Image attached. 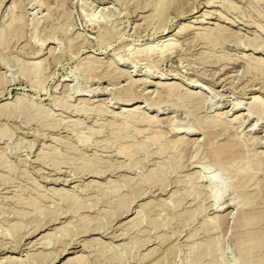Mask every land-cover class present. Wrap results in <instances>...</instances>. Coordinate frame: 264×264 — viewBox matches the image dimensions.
Instances as JSON below:
<instances>
[{
	"label": "rangeland",
	"instance_id": "374dc122",
	"mask_svg": "<svg viewBox=\"0 0 264 264\" xmlns=\"http://www.w3.org/2000/svg\"><path fill=\"white\" fill-rule=\"evenodd\" d=\"M2 104L0 264H264V0H0Z\"/></svg>",
	"mask_w": 264,
	"mask_h": 264
},
{
	"label": "bare ground",
	"instance_id": "6f19581e",
	"mask_svg": "<svg viewBox=\"0 0 264 264\" xmlns=\"http://www.w3.org/2000/svg\"><path fill=\"white\" fill-rule=\"evenodd\" d=\"M158 3V2H157ZM161 3V2H160ZM156 5V4H155ZM157 12V11H156ZM160 23H162V22H160ZM165 31V30H164ZM212 32H213V30H211ZM211 31H209V32H211ZM208 32V33H209ZM207 33V38H209V34ZM214 33V32H213ZM211 33H210V37H211ZM213 36V35H212ZM206 37V36H205ZM205 39V38H204ZM211 39V38H210ZM165 40H171V39H169V37L167 38V39H165ZM251 45L253 46V45H255V43L254 42H252L251 43ZM259 46V45H258ZM165 50H169L168 48H164V49H162V53L165 51ZM167 53V52H166ZM164 54V53H163ZM257 60V59H256ZM262 60H260V59H258V62L260 63V65L263 63V62H261ZM38 69V68H37ZM151 81V80H150ZM159 84V83H158ZM163 84V83H162ZM168 86H169V88L171 89V88H175V86L173 85V84H175V83H173V82H169V83H166ZM160 85H161V83H160ZM162 87V86H161ZM176 89V88H175ZM179 90V89H178ZM182 90H184L183 92V94L185 95V97H187V98H194V99H196V97L198 96L197 94H196V92H194V91H189V90H187V88L185 89L184 87L182 88ZM186 90V91H185ZM174 91V90H173ZM181 92V91H180ZM130 93V92H129ZM128 93H127V95L125 94V96H127L128 97ZM123 96V95H122ZM126 98V97H125ZM122 99V98H121ZM124 99V98H123ZM127 100V99H126ZM168 100V99H167ZM125 104V107L123 108V110H122V112H121V115L123 116V118H133V119H135L136 118V120H137V118L138 119H141V120H144V121H149V122H152V121H155L153 118H151L150 116H148L146 113H144V112H142V111H139V109L138 108H134V107H132V108H128L129 106H131V105H133V103L132 102H130V100L128 101V102H125L124 103ZM168 105V104H167ZM0 106H5V104H2V105H0ZM257 106V104L254 102V103H251L250 105H249V111H250V114L252 115V113H253V111H252V109L254 108V107H256ZM86 107V106H85ZM159 107H160V105H159ZM257 107H259V106H257ZM163 108V107H162ZM78 109V108H77ZM86 109V108H85ZM131 120V119H130ZM79 125L82 123H79V122H77ZM75 124H76V122H75ZM78 124H76L77 126H78ZM155 124V123H154ZM88 129V128H87ZM197 128H195V127H192V126H188V128L186 129V131L187 132H189V133H191V132H194L195 130H196ZM185 132V131H184ZM92 136V135H91ZM88 137V136H87ZM85 139H87L86 137H85ZM84 140V139H83ZM81 141V140H80ZM86 143V142H85ZM126 147V146H125ZM129 149V148H128ZM124 150V149H123ZM121 151V150H120ZM125 152V151H124ZM124 152H121L122 154L124 153ZM120 153V154H121ZM127 154V153H126ZM247 157V156H246ZM247 160V159H246ZM247 162V161H246ZM250 162V161H249ZM212 166L213 167H216V168H218L219 170H220V172H221V174H225V173H227L228 171H230V167L229 166H227L226 164H224V163H222L219 159H216V160H214V162H213V164H212ZM249 166V165H248ZM214 181L218 186H219V190L216 192V194H215V197H220L221 195H222V190H224L225 189V187H226V183H225V180L223 179V177H222V175H220V173H218L217 175H215V176H213L212 178H211V181ZM115 186H117V184L115 185ZM86 188L87 187H89V185H86L85 186ZM85 188V189H86ZM109 188V187H108ZM74 191V190H73ZM73 191H68V192H62V193H64V194H66V195H68L70 192H71V195L70 196H73V197H75V195H77V194H74V192ZM78 191V190H77ZM73 193V194H72ZM61 194V193H60ZM63 196V195H62ZM76 197H78V196H76ZM67 198H70V197H67ZM142 208V207H141ZM140 208V209H141ZM57 217V216H56ZM145 217V216H144ZM86 227V226H85ZM91 228V227H90ZM71 231V230H70ZM69 231V232H70ZM62 233V232H61ZM65 233V232H64ZM69 236V235H68ZM44 240V239H43ZM90 240V239H89ZM98 242V241H97ZM90 247V242L88 243V241H87V243H86V247ZM206 246V249L202 252V254H209V251H210V246L209 245H205ZM202 247H203V245H202ZM100 250V249H99ZM197 251H198V249H197ZM213 251V250H212ZM196 255V254H195ZM207 256V255H206ZM196 257V256H195ZM201 257H202V255H201ZM200 257V258H201ZM215 260V259H214ZM198 261V260H197ZM72 262V259H71V257H69L63 264H70ZM214 262H216V261H214ZM212 263H213V261H212Z\"/></svg>",
	"mask_w": 264,
	"mask_h": 264
}]
</instances>
